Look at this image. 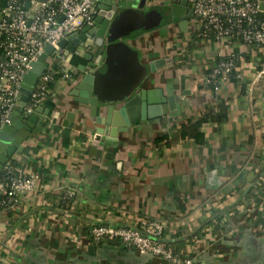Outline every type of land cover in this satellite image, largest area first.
Here are the masks:
<instances>
[{"label": "crops", "instance_id": "obj_1", "mask_svg": "<svg viewBox=\"0 0 264 264\" xmlns=\"http://www.w3.org/2000/svg\"><path fill=\"white\" fill-rule=\"evenodd\" d=\"M179 21L168 15L165 25L128 42L143 63H153L144 87L174 95L180 111L142 121L116 140L105 133L96 139L99 125L88 110L73 109L67 94L78 68L74 78L53 83L49 96L58 100L57 109L10 162L20 174L37 175L38 184L18 196L11 218L0 214L6 264H170L120 241L90 239L98 220L114 224L142 215L164 220L170 229L165 239L180 254L194 256L192 264H264V232L255 228L264 226V212L256 208L253 219L242 211L257 177L264 178V47L237 41L222 47L236 57V76L208 90L202 77L219 48L198 38L195 16L184 30ZM220 102L227 104V116L202 124L203 143L156 142L164 135L173 139L183 122ZM259 185L261 202L264 181ZM67 188L75 192L68 207L59 204ZM231 211L226 224L211 220Z\"/></svg>", "mask_w": 264, "mask_h": 264}, {"label": "built area", "instance_id": "obj_2", "mask_svg": "<svg viewBox=\"0 0 264 264\" xmlns=\"http://www.w3.org/2000/svg\"><path fill=\"white\" fill-rule=\"evenodd\" d=\"M185 1L192 7L199 22L196 30L198 38L219 48L217 60L207 68L202 77L203 84L213 82L215 85L212 91H216L222 83L229 80L235 68V55H224L222 47L234 41L264 47V8H261L264 0ZM98 3L99 0H29L25 8L24 0H0V129L8 121L11 112L18 107L21 79L44 47L50 45L57 48L60 39L93 25L95 16L101 11L97 8ZM70 59L69 55L61 56L60 66H49L44 70L26 104V111L32 110L51 94L49 82L74 77L76 66ZM259 77L260 73H257L247 85V94L252 91ZM257 178L242 210L253 219L251 212L256 208L264 212V201L257 200V194L261 192L259 184L264 178L261 175ZM37 179L35 174H20L7 166L0 176V214L4 209L15 210L18 196L33 191L38 184ZM65 195L73 198L75 192L67 188ZM233 211L217 218L218 223L226 224ZM121 218L119 223L114 224L100 220L93 223L90 239L94 243L115 239L138 253L164 258L170 264H192L194 256L174 253L164 242L166 232L170 230L164 220L146 215ZM255 228L264 232L262 225ZM4 248L3 245L0 246V264H6L1 255Z\"/></svg>", "mask_w": 264, "mask_h": 264}, {"label": "water", "instance_id": "obj_3", "mask_svg": "<svg viewBox=\"0 0 264 264\" xmlns=\"http://www.w3.org/2000/svg\"><path fill=\"white\" fill-rule=\"evenodd\" d=\"M24 4L26 8L29 0H24ZM97 8L101 11L93 25L60 39L57 48L46 45L23 75L19 105L0 129V174L22 152L24 141L37 136L57 109L58 100L53 95L30 111L25 107L39 76L49 66H60L61 56L81 52L85 61L78 64V76L73 77L74 85L67 94L75 105L73 109L88 110L99 125L96 139L105 133L108 139L116 140L118 132L128 131L142 121L174 109L180 111L174 95L144 87L154 71L153 63H143L140 52L128 40L165 25L168 15L178 17V26L184 30L188 19L194 16L192 7L185 0H99ZM154 64L158 66L157 62Z\"/></svg>", "mask_w": 264, "mask_h": 264}, {"label": "trees", "instance_id": "obj_4", "mask_svg": "<svg viewBox=\"0 0 264 264\" xmlns=\"http://www.w3.org/2000/svg\"><path fill=\"white\" fill-rule=\"evenodd\" d=\"M263 16V15H261ZM71 63L73 65H75L76 67L78 66V64L80 63H84V59L81 56L78 55H72L71 59H70ZM236 68V67H235ZM235 68L232 71L231 76L229 77V80L234 79V76H236L235 73ZM54 82H49L48 86L52 87ZM214 83L210 82L209 84H203V86L205 88H207L208 90H213L214 89ZM227 116V104L224 102H220L215 106L209 107L207 108L204 112L201 113V115L196 118V119H187L185 122H183L181 124V127L178 129L177 133L174 135V138L171 140H167V138H165L166 136H161L160 138L156 139V142L160 141V140H165V144L169 145L172 141L176 140L177 138H187V139H191L194 142L201 144L204 142V132L201 130V126L203 123L205 122H213V123H220L221 121H223ZM10 166V165H9ZM11 167V166H10ZM17 171V170H16ZM2 174H0L1 176ZM63 200L60 201L59 204L61 205H65L66 207H68L71 203L72 198H67L66 195H63ZM14 210L12 209H4L2 211V213L6 214L8 217H12V213ZM217 216H215V218L211 219L213 220V222L218 223ZM208 223L211 221H207ZM15 223V220L11 219L10 220V224ZM118 240H110V242H117ZM164 242L169 245L174 253H179V247L178 245H176V247H173L172 243L168 240H164ZM179 243V242H178Z\"/></svg>", "mask_w": 264, "mask_h": 264}, {"label": "flooded vegetation", "instance_id": "obj_5", "mask_svg": "<svg viewBox=\"0 0 264 264\" xmlns=\"http://www.w3.org/2000/svg\"><path fill=\"white\" fill-rule=\"evenodd\" d=\"M96 18H97V17L95 16V18H94V19L96 20ZM105 19H108V18H106V17H105ZM94 23H95V22H94ZM100 28H101V27H100ZM96 29H98V28H96ZM69 56H70V55H69ZM71 57H72V56H71Z\"/></svg>", "mask_w": 264, "mask_h": 264}]
</instances>
